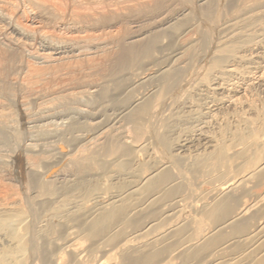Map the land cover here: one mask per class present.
<instances>
[{
  "label": "bare ground",
  "instance_id": "obj_1",
  "mask_svg": "<svg viewBox=\"0 0 264 264\" xmlns=\"http://www.w3.org/2000/svg\"><path fill=\"white\" fill-rule=\"evenodd\" d=\"M1 144L0 264H264V0H0Z\"/></svg>",
  "mask_w": 264,
  "mask_h": 264
},
{
  "label": "rangeland",
  "instance_id": "obj_2",
  "mask_svg": "<svg viewBox=\"0 0 264 264\" xmlns=\"http://www.w3.org/2000/svg\"><path fill=\"white\" fill-rule=\"evenodd\" d=\"M35 107H37V106L34 105V106L32 107V108H33V109H32L33 111H36L37 108H35ZM31 124H32V125H31ZM31 124H28V125H30V126L33 127L34 124H33V123H31ZM30 126H29V127H30ZM2 146H3V145L1 144V148H2ZM6 147H7V148H6ZM5 148H6V150H5ZM3 149H4V150H3ZM7 149H8V150H7ZM10 149H11V151H12V148L8 147V145H4V148L0 149V150H3V151H4V152L0 151V152H1V153H0V163L3 162L2 164H0V165H2V166H0L1 169H5V167H3V166H4V160L1 162V159H2V157H4L5 155H8V153L10 154V152H9ZM5 151L7 152V154H6ZM1 155H2V156H1ZM3 155H4V156H3ZM12 162H13V164H14V162H15V158H14V161L12 160ZM2 167H3V168H2Z\"/></svg>",
  "mask_w": 264,
  "mask_h": 264
}]
</instances>
